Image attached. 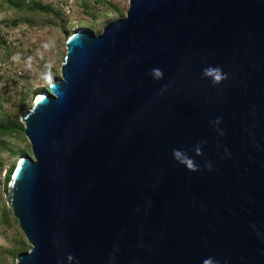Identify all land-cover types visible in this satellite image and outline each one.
<instances>
[{
  "label": "water",
  "instance_id": "95a60500",
  "mask_svg": "<svg viewBox=\"0 0 264 264\" xmlns=\"http://www.w3.org/2000/svg\"><path fill=\"white\" fill-rule=\"evenodd\" d=\"M127 1L20 117L15 264H264V0Z\"/></svg>",
  "mask_w": 264,
  "mask_h": 264
},
{
  "label": "rangeland",
  "instance_id": "374dc122",
  "mask_svg": "<svg viewBox=\"0 0 264 264\" xmlns=\"http://www.w3.org/2000/svg\"><path fill=\"white\" fill-rule=\"evenodd\" d=\"M127 5V0H0V118L6 114L22 127L0 135V264H15L16 251L30 246L5 202L6 173L19 155H30L20 117L33 96L59 76L66 36L80 26L100 32Z\"/></svg>",
  "mask_w": 264,
  "mask_h": 264
},
{
  "label": "clouds",
  "instance_id": "9594fccd",
  "mask_svg": "<svg viewBox=\"0 0 264 264\" xmlns=\"http://www.w3.org/2000/svg\"><path fill=\"white\" fill-rule=\"evenodd\" d=\"M150 74L152 75V77L154 79H161L163 77L162 70H160L158 68L152 69ZM202 76L204 78L210 79V83L213 86H215L217 84H220L226 78V74L223 73L222 69L220 67H218V66L217 67L207 66V67L203 68L202 69ZM214 123H219V118H217V120L214 121ZM194 151H195L196 155H200L201 154L200 146L196 145L194 147ZM172 155H173V159L175 161H177L179 164H182V165L186 166L190 171L198 170V166L195 164L194 160L192 158H190L186 154L185 151L180 150V149H173ZM207 166L211 167V165H207Z\"/></svg>",
  "mask_w": 264,
  "mask_h": 264
},
{
  "label": "trees",
  "instance_id": "16d2710c",
  "mask_svg": "<svg viewBox=\"0 0 264 264\" xmlns=\"http://www.w3.org/2000/svg\"><path fill=\"white\" fill-rule=\"evenodd\" d=\"M38 7L40 8V9H44V10H49L50 9V7L48 6V5H46V6H44V5H38ZM28 109V108H27ZM27 111V110H26ZM25 111V112H26ZM25 112L24 113H22V115H24L25 114ZM22 130V127L21 126H19L18 124H17V122H15V120L13 121V120H11L9 117H8V115H3L2 116V118H0V135L1 134H5V133H8V132H10V131H15V130ZM12 167H13V165L10 167V169L8 170V172L6 173V175H5V180H6V183H7V181H8V179H9V176H10V174H11V170H12ZM26 247H24V249H25ZM27 248H29V247H27ZM22 250V247L21 248H19L16 252L18 253V252H20Z\"/></svg>",
  "mask_w": 264,
  "mask_h": 264
}]
</instances>
